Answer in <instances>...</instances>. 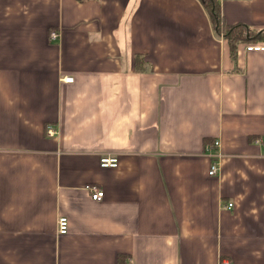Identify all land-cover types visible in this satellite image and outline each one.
I'll return each mask as SVG.
<instances>
[{"label": "crops", "instance_id": "1", "mask_svg": "<svg viewBox=\"0 0 264 264\" xmlns=\"http://www.w3.org/2000/svg\"><path fill=\"white\" fill-rule=\"evenodd\" d=\"M219 14L264 30V0ZM253 43L231 58L198 0H0V264H264Z\"/></svg>", "mask_w": 264, "mask_h": 264}, {"label": "built area", "instance_id": "2", "mask_svg": "<svg viewBox=\"0 0 264 264\" xmlns=\"http://www.w3.org/2000/svg\"><path fill=\"white\" fill-rule=\"evenodd\" d=\"M218 1H220V0H218ZM57 36H58L57 33L54 31H51L49 33V37L51 40H54L55 38H57ZM245 50L246 51H263L264 45L261 43L249 44V45L245 46ZM62 81L69 83L72 81V78L69 76H64V77H62ZM44 132L47 136H50V137L54 135V131H53L52 127L49 125L45 127ZM217 146H218V141H213L211 143L205 144V150L204 151L208 152L210 148L217 147ZM217 157L218 156L212 157L211 162L209 164L207 173L210 176H215L217 171H218V159H217ZM98 164L102 168L115 167L117 164V158L115 156H110V155L101 156L98 159ZM84 189L89 193L91 200H93V201L101 200L103 193L95 185L86 184V185H84ZM230 206H231L230 202L226 203L227 208H230ZM56 231H57V234H59V235L66 233V231H67V219H66V217L60 216L59 218H57V220H56ZM124 264H126V263H124ZM219 264H230V263L225 259H221L219 261Z\"/></svg>", "mask_w": 264, "mask_h": 264}, {"label": "trees", "instance_id": "3", "mask_svg": "<svg viewBox=\"0 0 264 264\" xmlns=\"http://www.w3.org/2000/svg\"><path fill=\"white\" fill-rule=\"evenodd\" d=\"M204 11L207 13L214 31L221 34L227 41L229 55L235 57V46L240 42H256L264 39V30L251 31L244 24L227 25L219 14L218 0H198Z\"/></svg>", "mask_w": 264, "mask_h": 264}]
</instances>
